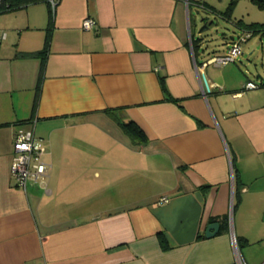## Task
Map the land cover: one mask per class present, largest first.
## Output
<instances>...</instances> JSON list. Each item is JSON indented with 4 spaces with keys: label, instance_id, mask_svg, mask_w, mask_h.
<instances>
[{
    "label": "crops",
    "instance_id": "0c3cea01",
    "mask_svg": "<svg viewBox=\"0 0 264 264\" xmlns=\"http://www.w3.org/2000/svg\"><path fill=\"white\" fill-rule=\"evenodd\" d=\"M216 1L60 0L36 108L41 59L18 54L44 47L48 5L0 14V264H264V85L246 89L264 74L206 64L244 32L222 51L195 36ZM31 129L52 168L25 190Z\"/></svg>",
    "mask_w": 264,
    "mask_h": 264
},
{
    "label": "rangeland",
    "instance_id": "374dc122",
    "mask_svg": "<svg viewBox=\"0 0 264 264\" xmlns=\"http://www.w3.org/2000/svg\"><path fill=\"white\" fill-rule=\"evenodd\" d=\"M231 0L216 1V7L219 11L216 13H194L198 16L196 23H193L195 36L205 39V42L211 49L222 51L226 46V40L236 31L235 21L243 18L248 22H264V0H235L233 5L234 16L231 20L226 19L220 12L226 11L231 5ZM206 26L202 29L203 26ZM255 36L248 42L243 43L244 54L241 55V65L245 74L254 77L257 70L264 74V39L261 42L260 32H255Z\"/></svg>",
    "mask_w": 264,
    "mask_h": 264
},
{
    "label": "built area",
    "instance_id": "2783aa9c",
    "mask_svg": "<svg viewBox=\"0 0 264 264\" xmlns=\"http://www.w3.org/2000/svg\"><path fill=\"white\" fill-rule=\"evenodd\" d=\"M53 0V4H54ZM1 3V0H0ZM96 21L92 18H86L83 22L84 29H95ZM252 32L244 31L239 39H235L229 45L228 50L224 54H216L211 56L206 64H215L222 66L230 62L236 61L242 55V43L249 40ZM0 38L2 35L0 33ZM259 86L256 81H248L246 89H255ZM15 153L11 164V174L16 181L17 186L27 189L30 182L43 184L46 186V180L52 168V164L43 159L44 144L43 141L35 134V130L31 129L27 132L18 133L14 140ZM167 196L162 197V201H168ZM234 243L237 240L234 238ZM240 264L245 263L240 257Z\"/></svg>",
    "mask_w": 264,
    "mask_h": 264
},
{
    "label": "trees",
    "instance_id": "16d2710c",
    "mask_svg": "<svg viewBox=\"0 0 264 264\" xmlns=\"http://www.w3.org/2000/svg\"><path fill=\"white\" fill-rule=\"evenodd\" d=\"M1 0L0 3V14L8 11H16L22 8H26L32 4H37V3H46L49 8V23L46 28V41L45 45L41 50L38 51H32V52H20L18 56L22 58H40L41 59V68H40V73H39V78H38V84L36 88V97H35V108L38 105L39 101V96H40V91H41V86L43 82V77H44V70H45V65L49 53V46H50V39H51V32L52 28L54 27L55 23V12L56 8L60 2V0ZM235 3V0H232L231 5L227 8V10L224 12V16L227 19H232V14H233V5ZM237 25L239 27L243 28V31H250L252 33L255 32H263L264 33V22H251V23H246L243 19H239L237 21ZM197 41L195 42V48L198 46ZM259 86L264 85V80H262L260 83L258 82ZM175 100V99H174ZM112 113H114L112 111ZM118 123L122 126L124 131L129 134L135 141L143 142L147 141L148 137L143 130V128L134 120H123V119H118ZM242 241L239 240V244L241 245Z\"/></svg>",
    "mask_w": 264,
    "mask_h": 264
},
{
    "label": "water",
    "instance_id": "95a60500",
    "mask_svg": "<svg viewBox=\"0 0 264 264\" xmlns=\"http://www.w3.org/2000/svg\"><path fill=\"white\" fill-rule=\"evenodd\" d=\"M226 19H227V18H226ZM228 20H230V19H228ZM230 38H231V39H235V36L232 35ZM204 84H205V88H206V90H207V91H210V85H209V83H208V81H207V79H206L205 77H204ZM219 230H220V223H219V222H212V223H210V224L208 225V227H207L206 235H207L208 237H212V236H214Z\"/></svg>",
    "mask_w": 264,
    "mask_h": 264
}]
</instances>
